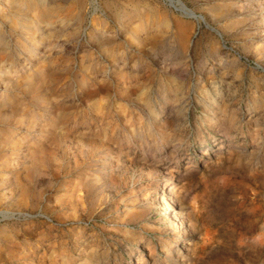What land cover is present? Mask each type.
Listing matches in <instances>:
<instances>
[{
	"label": "rangeland",
	"instance_id": "rangeland-1",
	"mask_svg": "<svg viewBox=\"0 0 264 264\" xmlns=\"http://www.w3.org/2000/svg\"><path fill=\"white\" fill-rule=\"evenodd\" d=\"M177 1L0 0V264H264V0Z\"/></svg>",
	"mask_w": 264,
	"mask_h": 264
},
{
	"label": "bare ground",
	"instance_id": "bare-ground-1",
	"mask_svg": "<svg viewBox=\"0 0 264 264\" xmlns=\"http://www.w3.org/2000/svg\"><path fill=\"white\" fill-rule=\"evenodd\" d=\"M167 1H169V0H167ZM170 2H172V0H170ZM174 4L176 5L177 9H180L186 15H189L190 17L194 18L195 20L198 21V23L204 21V19L201 16H199V15L195 14L194 12H192L191 10L187 9V7L180 0H178L177 2H174ZM170 5H173V4H170ZM209 28L211 30H214L211 27H209ZM187 245H190V243Z\"/></svg>",
	"mask_w": 264,
	"mask_h": 264
}]
</instances>
